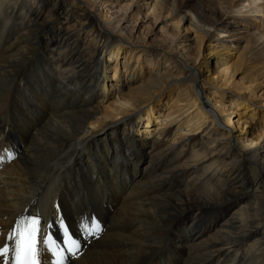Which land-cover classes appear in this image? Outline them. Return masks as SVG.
Returning a JSON list of instances; mask_svg holds the SVG:
<instances>
[{
  "label": "bare ground",
  "instance_id": "obj_1",
  "mask_svg": "<svg viewBox=\"0 0 264 264\" xmlns=\"http://www.w3.org/2000/svg\"><path fill=\"white\" fill-rule=\"evenodd\" d=\"M170 1L227 41L178 61L144 49L127 10L100 20L105 1L0 0V246L24 212L62 245L59 208L81 245L67 264H264V114L250 98L264 84L260 19L239 1ZM240 67L249 75L234 82ZM229 86L247 91L231 93L235 109L218 98ZM243 117L261 131L240 129ZM90 218L99 236L83 234Z\"/></svg>",
  "mask_w": 264,
  "mask_h": 264
},
{
  "label": "rangeland",
  "instance_id": "obj_2",
  "mask_svg": "<svg viewBox=\"0 0 264 264\" xmlns=\"http://www.w3.org/2000/svg\"><path fill=\"white\" fill-rule=\"evenodd\" d=\"M101 1H105L106 3L104 4V7L101 8V12L99 13L100 20L104 19L103 11L107 9H110V11L116 12L118 14L123 13L124 10H127V15H129V22L131 24V29H132V36L134 38H138L137 42L139 44H143V47L146 50H152V49L158 48L160 49V51L166 52L165 54L166 56L168 55V53L170 55L172 54L173 56L176 57L175 59L178 61H181L179 59L180 54L189 56L190 60L196 59L198 62L203 61L208 52L213 51L215 47H219V44L216 43V40L219 39V37H221V40L227 41V38L222 37L223 36L222 29L211 31L210 36L208 37L203 36L201 33L194 30L191 26L187 25V23H185L184 21H180L177 15L170 14L167 11L171 4L170 0L166 1L164 9H161L159 6L155 5L156 0H101ZM238 1L243 2L244 3L243 5L245 6V8L246 7L251 8V12L252 11L253 12L252 13L249 12L248 15L250 17L256 16L255 19L257 22L260 19L257 27L260 26L259 29L262 30L264 33V0H222L221 2L229 4L232 7L233 5L238 3ZM193 3L194 2L190 4L191 11H194L196 9ZM232 11H235V8L232 9ZM242 11H245V9H243ZM234 24L236 28L244 27V24L241 22H235ZM257 27L254 28L255 31L259 30ZM229 33L231 34L232 32H229ZM242 44H244V42H242L240 45ZM222 50L226 51L225 48ZM171 51L174 53H171ZM135 59H136V56L134 57V60ZM159 64H160V61H159ZM242 68L240 67L239 73H237L234 76V82H239V81L241 82L243 80L241 79L242 77L245 78L246 76L249 75V73L246 74L247 72L245 73L241 72ZM234 82L230 86L234 85ZM242 82H244V80ZM257 84L258 82L253 83L251 84V86L250 85L249 86L252 89H255V92H254L255 94L252 97H250L252 98V101L261 102L260 104L263 107V109H260L259 107L255 106L256 112L252 113V115H255L258 117V116H261V114H264V93H261L263 90L260 89L261 87L264 88V84H261V85L260 84L257 85ZM230 86L229 88L226 87L225 89L224 88L220 89L218 93L219 100L221 99L225 105L229 104V100L233 98L231 93L233 94L243 93L244 95L247 93V91H241V93H236V92H239V90L237 91L235 86L233 87H230ZM245 86L247 85L245 84L242 87H245ZM243 94L242 96H244ZM109 98L110 99L108 100V102L113 100L114 97L111 96ZM209 105L211 106L212 104H209ZM168 106L169 105L166 104V100L164 99L162 102L161 114H163L166 111ZM228 108L235 109L236 107L234 106L231 107L230 105V107L228 106ZM237 112L238 114L242 113V111H237ZM257 113H259V115ZM243 119H245V117L241 118L239 120L240 122L237 121V123L241 124ZM248 121H250V119ZM156 124L157 123L155 122L152 124V130ZM240 124L238 125L240 129L243 128L246 131H252V132L261 131V126H259V123L257 122L250 121V123H247V124L243 123V125L241 124V126ZM102 136L103 135L99 133V137H102Z\"/></svg>",
  "mask_w": 264,
  "mask_h": 264
},
{
  "label": "snow or ice",
  "instance_id": "obj_3",
  "mask_svg": "<svg viewBox=\"0 0 264 264\" xmlns=\"http://www.w3.org/2000/svg\"><path fill=\"white\" fill-rule=\"evenodd\" d=\"M8 155L12 158L11 153ZM59 211L57 208L56 220L64 239L62 245L57 243L52 234L43 231L39 213L20 215L8 231L5 242L0 246L2 264H43L45 257L42 256V252L48 254L46 257L48 264H67L69 258L77 259L81 245L78 240L71 237ZM80 227L85 229L83 233L85 236H99L102 232V227L95 218H90L86 228L83 223Z\"/></svg>",
  "mask_w": 264,
  "mask_h": 264
}]
</instances>
